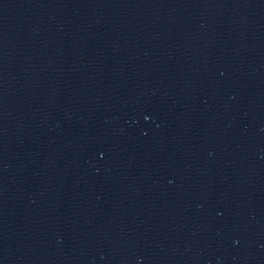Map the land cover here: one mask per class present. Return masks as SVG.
<instances>
[{
    "label": "water",
    "instance_id": "water-1",
    "mask_svg": "<svg viewBox=\"0 0 264 264\" xmlns=\"http://www.w3.org/2000/svg\"><path fill=\"white\" fill-rule=\"evenodd\" d=\"M0 264H264V0H0Z\"/></svg>",
    "mask_w": 264,
    "mask_h": 264
}]
</instances>
